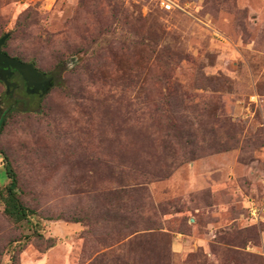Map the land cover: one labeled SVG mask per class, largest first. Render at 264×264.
<instances>
[{"label": "rangeland", "instance_id": "rangeland-1", "mask_svg": "<svg viewBox=\"0 0 264 264\" xmlns=\"http://www.w3.org/2000/svg\"><path fill=\"white\" fill-rule=\"evenodd\" d=\"M5 33L54 82H0V264H264V0H0Z\"/></svg>", "mask_w": 264, "mask_h": 264}, {"label": "water", "instance_id": "water-1", "mask_svg": "<svg viewBox=\"0 0 264 264\" xmlns=\"http://www.w3.org/2000/svg\"><path fill=\"white\" fill-rule=\"evenodd\" d=\"M7 37V33L0 36V82L3 83L6 89L13 87L14 83L8 82V78L14 71L25 82L26 87L32 88L31 93H38L41 97L53 85V80L46 77L44 73L39 72L31 63L19 61L3 53L1 48Z\"/></svg>", "mask_w": 264, "mask_h": 264}, {"label": "trees", "instance_id": "trees-1", "mask_svg": "<svg viewBox=\"0 0 264 264\" xmlns=\"http://www.w3.org/2000/svg\"><path fill=\"white\" fill-rule=\"evenodd\" d=\"M1 50H2V48H1ZM3 53H5V52H3ZM13 58H15V57H13ZM19 61H21V60H19ZM2 124H3V118L1 117L0 128H1ZM0 156H1V165H2L1 174L7 180L6 185L0 189V203L2 205V213H3L4 217L10 223H12L14 225L21 224L23 222L27 223V222H29V218L33 215V212L20 202V200L18 198V193H17L18 189H17L16 175H15L12 167L10 166V163H9L6 155L4 153L0 152Z\"/></svg>", "mask_w": 264, "mask_h": 264}, {"label": "flooded vegetation", "instance_id": "flooded-vegetation-1", "mask_svg": "<svg viewBox=\"0 0 264 264\" xmlns=\"http://www.w3.org/2000/svg\"><path fill=\"white\" fill-rule=\"evenodd\" d=\"M45 74V73H44ZM46 77L51 78L54 82V79L51 75H47L45 74ZM8 82L10 83H14V86L9 87L6 91V93L8 94L9 98L13 97V94L16 92L19 93H23V94H28L29 96H35V97H39L38 93H31L30 91L32 90V88H28L26 87L25 82L21 79V77L16 73V72H12L11 76L8 78ZM3 113V112H2ZM3 115H1L2 117Z\"/></svg>", "mask_w": 264, "mask_h": 264}, {"label": "built area", "instance_id": "built-area-1", "mask_svg": "<svg viewBox=\"0 0 264 264\" xmlns=\"http://www.w3.org/2000/svg\"><path fill=\"white\" fill-rule=\"evenodd\" d=\"M166 7L168 8L169 6L167 5Z\"/></svg>", "mask_w": 264, "mask_h": 264}]
</instances>
